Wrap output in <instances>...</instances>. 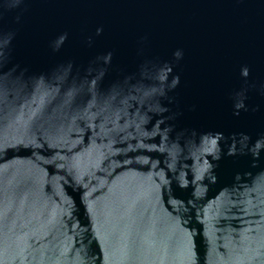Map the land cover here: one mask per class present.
<instances>
[{"label": "water", "instance_id": "obj_1", "mask_svg": "<svg viewBox=\"0 0 264 264\" xmlns=\"http://www.w3.org/2000/svg\"><path fill=\"white\" fill-rule=\"evenodd\" d=\"M0 264H264V0H0Z\"/></svg>", "mask_w": 264, "mask_h": 264}]
</instances>
